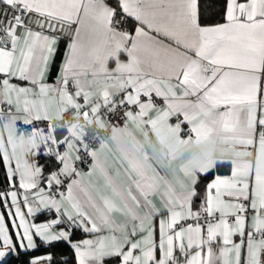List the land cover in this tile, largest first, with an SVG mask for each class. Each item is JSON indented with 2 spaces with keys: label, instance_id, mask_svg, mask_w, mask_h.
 <instances>
[{
  "label": "snow or ice",
  "instance_id": "snow-or-ice-1",
  "mask_svg": "<svg viewBox=\"0 0 264 264\" xmlns=\"http://www.w3.org/2000/svg\"><path fill=\"white\" fill-rule=\"evenodd\" d=\"M0 3H6L15 13L11 18L15 24L3 29L7 39L0 37V74L3 76L0 79V122L7 115L8 120L3 123L6 130L15 129L18 120L23 125H33L28 136L30 147L25 155L38 156L43 146V154L54 157L62 165L58 171H51L47 175L43 174L40 166L29 165L26 161L22 165L11 131L8 137L11 154L0 136V163L6 165L9 180L19 173V189H24L26 193L36 189L34 195L39 197V204L54 209L58 214L57 219L49 222H30L20 209L19 189L10 183L9 190L0 192V204L7 205L8 197H11L10 203L15 206V212L8 208L7 215L13 217L11 224L16 231L9 233L5 212L0 211L3 247L17 246L13 235L18 238L19 246L26 249L36 248L37 238L44 244L60 241L71 243L68 231L54 230L66 219L71 226L88 233H100L101 225L111 233L95 241L89 239L71 244L79 264H103L106 257H118L120 264H212V244L220 238L222 264H264V105H258L257 100L261 91L260 81L264 77V0H230L226 22L212 26L201 25L197 0H117L119 14L105 0H0ZM31 13L62 25H83L85 18L90 21L96 39L89 51L93 79L87 86L82 79L89 73L81 70L84 65L79 55L82 47L78 42L79 28L76 39L69 45V54L58 85L40 83L54 52L56 37L50 38L28 28L22 17ZM128 18L138 26L131 32L118 30ZM17 28L23 30L22 36L16 35ZM49 29L55 31L51 24ZM152 32L154 36L150 35ZM159 37L168 39L170 43L165 45ZM146 50L151 51L156 61L162 56L168 58L165 70L169 73V79L176 81L175 86L167 79L144 70L143 65L147 61L141 58V53ZM109 62L114 63L115 67L110 69ZM12 78L28 81L31 87L12 84ZM162 85L167 92L162 90ZM70 86L74 93L69 91ZM175 87L183 90L182 96H177ZM93 88L99 89L98 99H94L97 93ZM12 93H16L15 100ZM29 94L39 99H25L21 106L20 97ZM116 94L120 95L118 101L114 98ZM156 98L163 101V107L159 106ZM55 102L62 105L59 119L63 120V113L70 110L75 112L74 119H79L83 110L82 116L89 124L92 123L89 112L98 121L102 107L109 111L124 107V115L128 119L139 121L147 129L144 131L145 140L149 141V133L154 135L171 153L173 160L179 153V146L188 144L193 136L196 143L203 142L209 147L202 158H193L181 164L179 171L182 176L174 177L181 189L177 193L157 171L161 166L160 161L149 155L146 147L139 146L140 157L129 160V164L132 172L141 180L133 182L127 196L136 208H140L141 201L134 190L140 193L146 205L144 215H138L127 203L123 208H118L105 199L106 211L97 209L101 216V224L98 225L74 201L72 192L77 180L73 179L67 184V196L58 191L61 177L79 175L70 163L71 152L83 149L93 158L97 152L90 150L88 143L84 142L82 126L75 123L54 126L50 123L53 119L50 108ZM173 116L176 117L175 124L169 123ZM34 121H48L47 131L35 126ZM185 123L190 125L187 140L180 138L181 125ZM57 127H66L67 135L63 132L58 134ZM257 136L255 158L247 161L242 170L233 171L234 177L241 175L245 179L228 180L217 176L207 184L205 202L199 211L194 212L192 202L198 195L195 188L198 175L208 173L218 162H224L215 157V146L233 143L256 147ZM169 138L174 139V145L166 143ZM20 141L24 142L23 132ZM61 146H64L63 151ZM148 147H152L150 141ZM244 155L251 157L252 153L245 152ZM75 159L80 157L77 155ZM148 170L167 186L161 194L164 209L158 213L149 199V195L158 189L146 175ZM38 176H43L50 192L71 203L72 211L62 207L54 196L45 198V188L37 184ZM113 191L116 192V189ZM224 196L231 199L226 201L222 198ZM23 203L28 204L26 194ZM249 210L253 215L251 223L247 224L249 218L243 213ZM113 211L126 212L131 218L132 226L129 228L125 224L121 228L122 237L116 235V229L107 215ZM216 212L220 213L217 222L207 219ZM27 213L29 216L35 215L31 206L27 208ZM201 213L206 217L203 223ZM155 215L167 217L159 220L158 241L156 227L152 224ZM230 216L234 226L228 222ZM16 217L19 218L18 222ZM182 220L193 222L181 224ZM145 222L148 223L147 228ZM246 224L250 229L247 233ZM233 236L239 237L238 243ZM5 255L4 251H0V259ZM51 260L52 257L47 256L33 260L31 264H50Z\"/></svg>",
  "mask_w": 264,
  "mask_h": 264
},
{
  "label": "crops",
  "instance_id": "crops-1",
  "mask_svg": "<svg viewBox=\"0 0 264 264\" xmlns=\"http://www.w3.org/2000/svg\"><path fill=\"white\" fill-rule=\"evenodd\" d=\"M87 2V0H85ZM109 6L113 8H119L117 5V0H105ZM230 2V0H226L225 2V11H224V19L223 21L216 23H225L226 22V9H227V4ZM83 18V17H81ZM130 21L125 22L122 24L121 27H119L118 30H124V31H129L131 32L136 26V22L132 21L130 18H128ZM216 24H211L207 26H212ZM202 25V24H201ZM203 26V25H202ZM77 28L80 29V38H79V43L82 46L80 50V59L81 63L84 65V67L81 69L82 71H85L89 73L86 77H83V81L85 85L87 86L88 82L92 81L93 77L91 75L92 69L89 67V51L91 48L92 43L95 41L96 37L94 36L93 30H92V24L88 19H84L83 25L76 24L75 23V29H74V34L71 39L65 40L63 38H60L58 36H49L51 37H56V44L53 45L54 52L52 56L50 57L48 61L47 68L44 70L43 78L40 79V83L56 86L58 85L59 79L62 74V68L64 66L66 57L69 54V45L72 43L74 39H76V30ZM33 31H37L32 29ZM147 30V29H146ZM39 32V31H38ZM23 33V31H22ZM22 33L19 36H22ZM44 35V34H43ZM150 35H155L154 32L150 33ZM48 36V35H46ZM159 39L164 43L165 45L169 44L170 41L164 37H159ZM21 46H22V41H21ZM10 47V45H9ZM175 47V45H173ZM124 59V57H121ZM141 58L145 61H147L144 65L143 68L146 72H151L154 73L158 78H164L167 79L169 83H171L173 86L176 85V81L174 79H169V73L165 70L166 66L169 62L168 58L166 57H160L158 61H156V58L152 56V53L150 50H146L141 53ZM150 64H153V66H150ZM108 67L110 69L115 67V64L112 62H109ZM3 76L0 74V79H2ZM10 83L12 84H17L19 86H25V87H31L30 83L28 81H20L16 78H12L10 80ZM260 86H261V91L257 95V100H258V105H264V77H262L260 81ZM162 90L167 92V89L164 88L162 85ZM177 93V96L180 97L182 96V89L179 87H175L174 89ZM70 92L74 93V89L70 86L69 88ZM93 91L97 93V96H94V99H98V92L99 89L93 88ZM110 91L116 92L115 89H111ZM13 99L15 100L16 93H12ZM54 97L55 94H52ZM114 98L118 101L120 99V95L116 94ZM25 99H28L29 101L33 99H39L37 96H33L29 94L28 96H21L20 97V102L21 106H23V101ZM82 99V98H81ZM141 99L143 100L144 97L142 96ZM158 100V104L160 107H163V101L160 100L159 98H156ZM61 107L58 102H55L52 104L50 108V114L53 117V119L58 118L59 115H61ZM103 107L100 109L99 113V119L97 121V117L93 116L91 112H89V119L92 121L93 125H96L98 127H104L107 125V120L104 117L102 113ZM134 111L138 109H133ZM82 111L81 110V116L79 119H74L75 112L70 110V115L64 124L67 126L68 124H78L80 121H86L83 116H82ZM22 115V114H18ZM154 115V113H153ZM260 115V112L258 111V116ZM52 119V120H53ZM182 119V117H181ZM8 120V117L3 120V122H0V136L3 137L4 140V145L8 149L9 153L11 154L12 147L8 143V137L11 131V135L13 138V141L16 144V153L17 155L21 158V164L23 165L25 161L29 165H41L36 162V159L33 158L32 155H25L27 152L28 148L30 145L28 144V136L31 131L29 132H24L19 129V125L22 123L21 120H18L15 126V129L12 130H6L3 128V123H6ZM88 122V121H86ZM176 122V117L173 116L169 123L175 124ZM102 125V126H101ZM185 125L186 127L190 128V125L188 124H182ZM181 125V129H182ZM115 129V132L113 131ZM111 132V134L106 138L104 142H97L90 150H95L97 152V156L93 158L91 156L90 162L82 168H79L76 170L79 175L73 174L71 177H67V182L65 184L64 188V193L65 196H67V184L71 183L73 179L77 180L78 183L73 185V198L74 201L77 202L81 208L82 211L86 212L88 216H91L92 219H94L98 225L101 224V216H100V211H106L105 206L103 201L105 199H108L112 201L118 208H123L124 204L127 203L129 206L133 208V210L140 216H143L145 213L146 205L144 203L143 197L140 195L139 192L134 190V194L137 196L138 199L141 201V207L136 208L134 204H132L130 198L127 196V191L130 186L133 185L134 181H140L141 177L136 175L135 172H132L131 166L129 164V160L131 159H136L140 157V152L137 150L139 146L143 145L148 149L149 155L153 156L155 159L160 161L161 166L157 168V171L160 172L161 175L165 177V179L172 184L173 188L177 193L181 191L179 184L176 183L175 181V176H182V173H180V166L181 164L187 162L190 159L193 158H202L205 154V152L208 150V145L206 143H196L195 137L193 136V139L186 145H180L179 146V153L176 157V159L171 158V153L167 150V148L163 145H161L157 138L149 133V141L152 145V147H148L149 141L145 140L144 136V131L147 129L144 128L142 124L139 123V121H132L127 118L126 124L124 127H114ZM47 131V130H45ZM257 131H259V125L257 126ZM23 132L24 134V142L21 143L20 141V134ZM63 132L64 135H67L66 127L65 128H57V133ZM180 138L187 140L188 136L184 135L183 132L181 131L180 133ZM257 145L256 147L252 146H244L240 144H233V143H228V144H217L214 149V154L215 157L218 160H223L222 164L226 165L227 170L219 173H214L206 182V195H207V184L211 183L212 181L215 180L217 176H219L222 179H228V180H243L245 179L241 175L233 176V171L234 170H242L244 164L247 161L253 160L257 154L258 151V136H257ZM39 143V141H37ZM168 144H175V141L173 138H169L167 140ZM103 145V147H101ZM154 148V150H153ZM163 149V150H162ZM61 150H64V146H61ZM45 149L43 146L40 149V152L44 153ZM245 152H251L252 156H246L244 155ZM78 155V152L72 151L71 152V160L70 163L73 164L75 157ZM231 161H235V163H231ZM220 163V162H218ZM95 164V167L93 166ZM7 179H8V185L10 183H14L19 189V173L16 174L12 178V180H9V177L7 175V167L6 165L3 164ZM13 168H15V158L13 159ZM42 168V167H41ZM60 168H62V165L59 163V166L56 170L53 171H58ZM51 172V171H50ZM49 172L44 173V175H47ZM146 175L151 179L153 183L156 184L157 186V191L155 193H151L149 195V199L152 202V205L155 207L157 210V213L161 210L164 209V200L162 199L161 194L166 191V184L164 181L158 180L157 177L154 176L151 170H148L146 172ZM201 174L198 175V178ZM197 178V180H198ZM37 184L38 187H44L45 192L44 196L47 198L48 196H54V198L62 205L64 208H68L69 211H72L71 203L67 201L66 199H62L59 195H55V193L50 192L47 188L46 185L44 184L43 181V176H38L37 177ZM116 189V192L113 191V189ZM9 190V187L7 188ZM5 190V191H7ZM36 189H31L27 193L25 192L24 189H19L18 190V200L20 202V209L22 212L25 213L26 219H28L30 222L33 223H45L49 222L53 219L58 218V214L55 212L54 209H48L44 208L43 205L39 204V197L35 196L34 194L36 193ZM0 192H3L0 190ZM119 193V195H117ZM28 195V204L23 203V197L24 195ZM205 195V198H206ZM213 195H215V190H213ZM224 200L229 201L231 198L224 196L222 197ZM9 203L7 205H3L5 208V223L8 227V231L10 234V227L13 230V233L16 231V227L11 224V220L13 217L7 215V209L11 208L12 212H15V206L11 205V197H8ZM245 204L247 205L248 202L245 201ZM31 206L36 213L41 212L43 210H52L54 212L53 216L47 218V219H42V220H36L33 218V216H29L27 213V208ZM201 207V206H200ZM200 207H193L192 209L194 212L199 211ZM99 209L100 211H97ZM179 211L180 209L177 208ZM0 211H3L1 208L0 204ZM112 225L116 229V235L118 236H123V232H121V228L127 224V226L130 228L132 226V221L131 218L126 214V212L122 211H113V212H108L107 213ZM215 217L211 222H217L220 216L219 212L214 213ZM243 215H246L249 219L247 224L251 223V216L253 213L251 210L247 213H243ZM61 219H65L64 217H59ZM229 224L234 226V220L230 216ZM18 222L19 218H15ZM160 219H167V217H162L159 215H155L154 219L152 221V224L156 227V238L157 241L159 240V227L158 223ZM9 222V223H8ZM181 224H186L190 223L187 221H180ZM245 227V232L247 233L250 229L247 226ZM10 225V227H9ZM71 224L70 222H67L65 219V222L61 225L55 226L54 230L59 231V230H64L68 231L69 233L71 232ZM102 231L100 233H88L83 231L82 228H80L85 234L82 237L76 238V239H71L70 244H76L80 243L84 240H97L100 236H107L110 235L111 233L107 230L106 226L101 225ZM145 227H148V223L145 222ZM79 228V227H78ZM22 231V229H20ZM13 241L19 246L18 243V238L13 235ZM39 239V238H37ZM36 239V241H37ZM259 239V237H257ZM233 240L235 242H239V237L238 236H233ZM222 246V238L218 239L217 241H214L212 244L213 248V257H212V264H222L223 258L220 257V247ZM20 247V246H19ZM24 248V247H20ZM15 248H5L2 246V238H0V251H4L6 254L9 251H14ZM73 249L74 252V257L76 260V263L79 264V258L76 255L75 249ZM48 254L39 256L35 258L34 260H39L41 257H47ZM43 264V263H42ZM103 264L105 261H103ZM114 264H120V258L117 257V260Z\"/></svg>",
  "mask_w": 264,
  "mask_h": 264
},
{
  "label": "trees",
  "instance_id": "trees-1",
  "mask_svg": "<svg viewBox=\"0 0 264 264\" xmlns=\"http://www.w3.org/2000/svg\"><path fill=\"white\" fill-rule=\"evenodd\" d=\"M225 2L226 0H197V11L200 23L202 25H211L223 21ZM126 21L129 22L130 20L126 19ZM33 158H35L36 162L41 165L44 173L56 170L59 166V162L54 157L50 155H44L42 152L38 156H33ZM226 170V165L217 163L215 168H213L210 172L201 174L199 176L195 186L198 195L193 198V207H200L204 204L206 195L205 187L208 179L214 173H219ZM8 187V179L3 164L0 163V190L5 191ZM1 208L3 212H5L3 204H1ZM53 214L54 212L52 210H43L36 213L33 218L36 220H42L53 216ZM10 231L13 233L11 227ZM84 234L85 233L80 228L72 226L69 240L82 237ZM36 243L37 247L33 249L20 248L19 246H16L14 251H9L5 257L0 259V264H31L35 258L46 254L52 257L50 264H77L72 246L69 241H60L54 244H44L39 239H37ZM116 260L117 257H106L104 259L105 263L107 264H114Z\"/></svg>",
  "mask_w": 264,
  "mask_h": 264
},
{
  "label": "built area",
  "instance_id": "built-area-1",
  "mask_svg": "<svg viewBox=\"0 0 264 264\" xmlns=\"http://www.w3.org/2000/svg\"><path fill=\"white\" fill-rule=\"evenodd\" d=\"M117 9V13L119 14L120 9ZM13 9L8 6L6 3H0V37L7 39V37L4 34L3 29L5 27L11 28L14 24L15 21L12 20L11 18L14 15ZM25 21V24L27 25L28 28L37 30L41 32L44 35L48 36H58L60 38H63L65 40H69L72 38L74 34V29H75V23L68 25V24H61L57 23L56 21H50L45 19L44 17L39 16L38 14L31 13L28 14L26 17H22ZM55 29V31H51L49 29V25ZM122 26V25H121ZM119 26V27H121ZM22 29L17 28L16 29V35L19 36L22 33ZM125 108L124 107H116L114 111H109L108 108H103L102 113L104 117L107 120V125L104 127H98L93 124H89L86 121H80L78 125L82 126L83 133H84V142L88 143L89 148L91 149L97 142H104L106 138L111 134L112 130L114 127H124L126 124L127 117L124 115L125 113ZM5 112H7V108L5 106ZM70 115V111L63 113L64 119L61 120L59 118H55L51 120V124L54 126H59V125H64ZM7 115H5L4 119L6 118ZM33 124L35 126H38L40 128H43L47 130L48 128V121H34ZM33 125H23L21 123L19 125V129L24 132H29L31 131ZM188 127L185 125H182V132L184 135H187ZM78 156L80 159L74 160L72 166L75 167L76 170L79 168L85 167L91 160V156L83 151L81 149L78 151ZM62 183L58 188V191L63 192L65 188V184L67 182V178L61 177ZM54 193V192H53ZM245 203V201H243ZM215 215L212 217H208L210 221L213 220ZM206 217L204 216L203 213H201V223H203L204 219ZM230 221V218H228V222ZM187 222L192 223L193 221L189 220Z\"/></svg>",
  "mask_w": 264,
  "mask_h": 264
}]
</instances>
